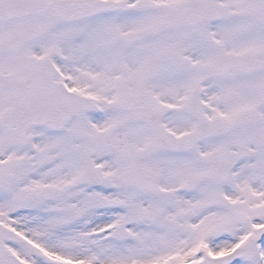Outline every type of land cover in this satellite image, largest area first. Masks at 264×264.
Returning <instances> with one entry per match:
<instances>
[{
    "label": "snow or ice",
    "instance_id": "obj_1",
    "mask_svg": "<svg viewBox=\"0 0 264 264\" xmlns=\"http://www.w3.org/2000/svg\"><path fill=\"white\" fill-rule=\"evenodd\" d=\"M0 264H264V0H0Z\"/></svg>",
    "mask_w": 264,
    "mask_h": 264
}]
</instances>
